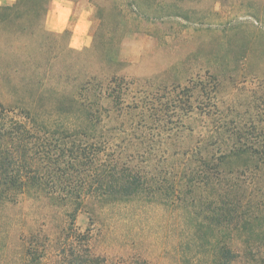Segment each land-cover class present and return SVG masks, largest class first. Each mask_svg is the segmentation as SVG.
Here are the masks:
<instances>
[{"label":"rangeland","instance_id":"374dc122","mask_svg":"<svg viewBox=\"0 0 264 264\" xmlns=\"http://www.w3.org/2000/svg\"><path fill=\"white\" fill-rule=\"evenodd\" d=\"M13 2L0 0V6ZM53 2L45 18L50 36L41 34L29 17L0 22L3 103H11L13 87L21 83L18 97L36 99L45 112H56L58 103L67 101L88 73H118L138 87L133 94L146 92L148 106L157 108L151 112L159 110L157 119L166 116L159 127L154 122L148 125V118H134L139 126L144 124L134 130L138 150L148 148V133L169 134L173 127L178 128L177 135L157 147L183 150L192 142L186 135L193 133L196 142L217 130L231 134L241 129L264 136V0H100L99 11L88 0L69 1L71 34L50 31L46 21ZM116 26L118 54L105 42ZM36 69L44 71V84L33 75ZM48 69L50 76L45 74ZM187 87L193 90L185 97L182 90ZM126 128L119 126L113 134L118 151L132 137L131 132L124 133ZM248 142L258 145L254 139ZM225 144L232 142L210 148L216 151ZM224 166L234 173L217 187L202 185L195 194L196 207L229 193L226 198L242 200V210L252 216L242 223L264 228V165L243 156ZM182 204L152 202L147 192L117 204L89 200L76 223L82 230L92 228L95 249L104 254L106 264H190L202 250L185 219L191 209ZM11 213L22 214L41 236L58 234L64 227V209L48 199H28ZM28 226L22 224L24 230L33 229ZM56 261L53 257L47 264Z\"/></svg>","mask_w":264,"mask_h":264},{"label":"trees","instance_id":"16d2710c","mask_svg":"<svg viewBox=\"0 0 264 264\" xmlns=\"http://www.w3.org/2000/svg\"><path fill=\"white\" fill-rule=\"evenodd\" d=\"M52 1L5 3L0 6V22H21L29 17L41 34L50 36L45 18ZM88 1L97 11L101 9L100 0ZM117 9L120 11L119 6ZM117 28L110 30L105 42L118 54L120 45L114 41ZM63 34H71V30L67 28ZM43 73L40 69L33 71L40 84H44ZM46 73L50 76L52 71ZM22 86L18 83L13 87L15 96L9 105L0 100V264H47L53 257L57 259L55 264H106L104 254L95 249L92 228L82 230L77 226L79 213L89 200L117 204L146 192L152 202H180L191 209L185 219L202 251L190 264H264V228L242 223L252 217L242 210V200L226 198L230 197L228 193L199 201V208L195 205L196 191L202 185L217 187L221 179L234 173L224 169L229 159L246 156L264 165V136L241 129L231 134L217 130L206 133L203 139L198 137L200 141L196 142L193 133L186 135L192 142L183 150L157 147L177 135L179 130L173 127L169 134L148 133V148L138 150L134 130L144 124L139 126L134 118H148L149 125L158 124L166 116L157 119L159 110L151 112L157 108L148 106L146 92L133 94L138 87L134 88L125 76L88 73L77 91L58 103L56 112H45L36 99L18 97ZM262 88L264 102V85ZM192 90L185 88L183 95ZM119 126H128L123 131L132 136L120 151L113 136ZM250 139L258 145L252 146ZM223 141L232 144L216 151L210 148ZM176 156L178 159L171 161ZM28 199H48L64 209V227L58 234L41 236L24 222L22 214L11 213ZM22 224L35 230H24Z\"/></svg>","mask_w":264,"mask_h":264},{"label":"crops","instance_id":"0c3cea01","mask_svg":"<svg viewBox=\"0 0 264 264\" xmlns=\"http://www.w3.org/2000/svg\"><path fill=\"white\" fill-rule=\"evenodd\" d=\"M71 12L72 6L69 1L61 0L57 2L54 0L52 10L49 12L46 21L50 31L63 33L68 27Z\"/></svg>","mask_w":264,"mask_h":264}]
</instances>
